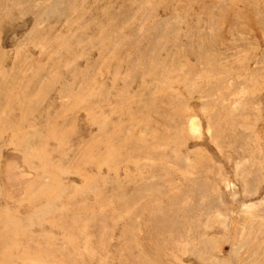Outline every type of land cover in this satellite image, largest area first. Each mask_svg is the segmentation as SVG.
Returning <instances> with one entry per match:
<instances>
[{
    "label": "rangeland",
    "instance_id": "rangeland-1",
    "mask_svg": "<svg viewBox=\"0 0 264 264\" xmlns=\"http://www.w3.org/2000/svg\"><path fill=\"white\" fill-rule=\"evenodd\" d=\"M0 264H264V0H0Z\"/></svg>",
    "mask_w": 264,
    "mask_h": 264
}]
</instances>
